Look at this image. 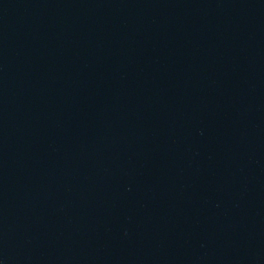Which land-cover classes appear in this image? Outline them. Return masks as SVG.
I'll use <instances>...</instances> for the list:
<instances>
[{
    "label": "water",
    "instance_id": "water-1",
    "mask_svg": "<svg viewBox=\"0 0 264 264\" xmlns=\"http://www.w3.org/2000/svg\"><path fill=\"white\" fill-rule=\"evenodd\" d=\"M0 264H264V0H0Z\"/></svg>",
    "mask_w": 264,
    "mask_h": 264
}]
</instances>
